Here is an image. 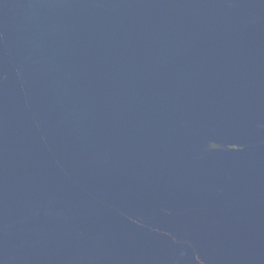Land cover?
Here are the masks:
<instances>
[{
	"label": "water",
	"instance_id": "water-1",
	"mask_svg": "<svg viewBox=\"0 0 264 264\" xmlns=\"http://www.w3.org/2000/svg\"><path fill=\"white\" fill-rule=\"evenodd\" d=\"M0 264H264V0H0Z\"/></svg>",
	"mask_w": 264,
	"mask_h": 264
}]
</instances>
